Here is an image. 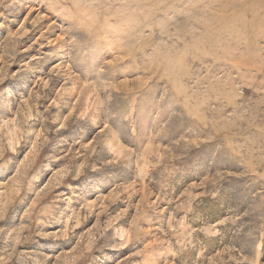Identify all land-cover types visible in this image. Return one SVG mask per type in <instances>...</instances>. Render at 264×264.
Segmentation results:
<instances>
[{
  "label": "rangeland",
  "instance_id": "374dc122",
  "mask_svg": "<svg viewBox=\"0 0 264 264\" xmlns=\"http://www.w3.org/2000/svg\"><path fill=\"white\" fill-rule=\"evenodd\" d=\"M0 264H264V0H0Z\"/></svg>",
  "mask_w": 264,
  "mask_h": 264
}]
</instances>
